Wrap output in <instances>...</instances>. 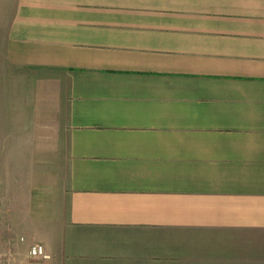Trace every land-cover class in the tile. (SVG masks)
<instances>
[{
    "label": "crops",
    "instance_id": "1",
    "mask_svg": "<svg viewBox=\"0 0 264 264\" xmlns=\"http://www.w3.org/2000/svg\"><path fill=\"white\" fill-rule=\"evenodd\" d=\"M11 13L5 59L22 76L6 83H36L66 150L53 242L38 238L48 260L264 264V0H16ZM37 198L25 219L48 227ZM10 224L0 264H24L11 249L29 230Z\"/></svg>",
    "mask_w": 264,
    "mask_h": 264
},
{
    "label": "rangeland",
    "instance_id": "2",
    "mask_svg": "<svg viewBox=\"0 0 264 264\" xmlns=\"http://www.w3.org/2000/svg\"><path fill=\"white\" fill-rule=\"evenodd\" d=\"M15 1L0 0V225L7 226L8 223H11L10 225L14 229L29 230V233L19 230V233H15V235L19 234L16 237L17 240L21 241L22 239L24 242L27 240L29 243L18 242L19 246L14 244L11 249V254L15 257H24V264H54L52 256L49 260L30 259L28 246L36 243L43 248L45 253V246L43 247V242L38 239L41 234L45 237L51 235L47 240L53 242L52 234L49 231L51 229L49 224L52 226L56 223L52 184L61 175V163L66 157V150H64V146L63 150H60L59 145L56 146L52 142V136H49V132L45 129V121L39 118L40 101L37 99L36 83H6L8 79L11 81L22 76L21 72L11 69L5 59L6 35ZM24 86H26L25 89ZM26 89H29L30 96V103H25V113L30 112L31 116V150H23L21 146L23 137L19 139L22 109L24 110L22 96ZM27 106H29L28 110ZM7 144L8 150L2 151L1 147H5ZM44 146L47 148L46 150H39ZM43 193L46 195V199L44 197L42 199ZM39 194L41 206L47 208L44 221L47 220L49 229L45 226L38 228L25 219L24 213L29 210L30 202L32 201L31 208L36 207V199ZM29 195L32 196V199H29ZM10 210L15 212L14 215L9 214ZM53 246L55 245L53 244Z\"/></svg>",
    "mask_w": 264,
    "mask_h": 264
},
{
    "label": "built area",
    "instance_id": "3",
    "mask_svg": "<svg viewBox=\"0 0 264 264\" xmlns=\"http://www.w3.org/2000/svg\"><path fill=\"white\" fill-rule=\"evenodd\" d=\"M28 257L34 260H47L48 256L44 253L40 245L33 244L28 249Z\"/></svg>",
    "mask_w": 264,
    "mask_h": 264
}]
</instances>
